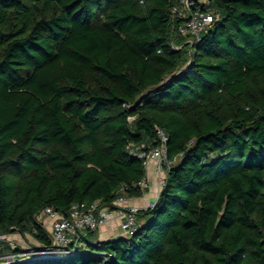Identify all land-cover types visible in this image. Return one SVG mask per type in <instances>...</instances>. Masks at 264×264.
I'll use <instances>...</instances> for the list:
<instances>
[{"label":"trees","instance_id":"1","mask_svg":"<svg viewBox=\"0 0 264 264\" xmlns=\"http://www.w3.org/2000/svg\"><path fill=\"white\" fill-rule=\"evenodd\" d=\"M176 4L0 0V233L49 249L42 209L143 196L159 129L172 160L132 235L9 264H264V0H212L193 43Z\"/></svg>","mask_w":264,"mask_h":264},{"label":"built area","instance_id":"2","mask_svg":"<svg viewBox=\"0 0 264 264\" xmlns=\"http://www.w3.org/2000/svg\"><path fill=\"white\" fill-rule=\"evenodd\" d=\"M173 19H181L177 31L180 35L188 37L189 41L199 39L201 33L210 28L214 21L219 18V13L212 6V0H177L172 8ZM159 144L150 148L132 146L131 152L143 159L144 165L149 171L154 168L157 175V197L150 201L146 207L130 204V197L122 194L114 202L115 208L99 207V203L91 205L76 203L67 215L57 211L52 206L42 209L37 215L49 225L51 247L44 252L62 253L66 252L71 241L80 240L81 234L87 230L97 232L102 227L110 225L113 221H119L122 235H132L138 226V214L155 206L159 193L166 182L167 169L172 160L168 155V137L163 130L159 129ZM143 188L149 186L148 179L139 182ZM18 244L11 233H0V264H9L17 259L30 256L33 252L21 250L16 251ZM50 250V251H49Z\"/></svg>","mask_w":264,"mask_h":264},{"label":"crops","instance_id":"3","mask_svg":"<svg viewBox=\"0 0 264 264\" xmlns=\"http://www.w3.org/2000/svg\"><path fill=\"white\" fill-rule=\"evenodd\" d=\"M147 179L149 186L143 196L131 197L130 204L138 205L140 207H146L150 201L154 200L158 195L157 187V175L153 167L147 171ZM122 235V229L119 225V221H113L110 225L102 227L96 232V236L100 239H108Z\"/></svg>","mask_w":264,"mask_h":264},{"label":"rangeland","instance_id":"4","mask_svg":"<svg viewBox=\"0 0 264 264\" xmlns=\"http://www.w3.org/2000/svg\"><path fill=\"white\" fill-rule=\"evenodd\" d=\"M184 44V45H182ZM185 46V57L183 62L181 63V68L180 69H184L187 64L190 62L191 60V56H192V45L188 43V41L185 40V38L180 39V46ZM36 221L41 223L43 226L46 227L47 230H49V225H47L43 218L39 215H36ZM13 237L16 239V242L18 244V246L25 251L31 252L33 254H39L42 253V249L41 248V244L35 239V237L32 235V233L30 232H21V231H16L15 233H13ZM44 252V251H43ZM29 257V256H27Z\"/></svg>","mask_w":264,"mask_h":264},{"label":"water","instance_id":"5","mask_svg":"<svg viewBox=\"0 0 264 264\" xmlns=\"http://www.w3.org/2000/svg\"><path fill=\"white\" fill-rule=\"evenodd\" d=\"M148 92H149V90L145 91L144 94H146V93H148ZM141 97H142V96L139 97L138 101L141 99ZM46 250H47V249H46ZM49 251H50V250H49Z\"/></svg>","mask_w":264,"mask_h":264}]
</instances>
